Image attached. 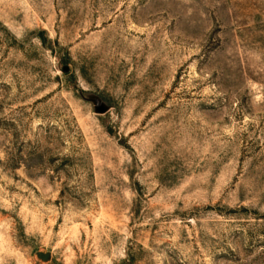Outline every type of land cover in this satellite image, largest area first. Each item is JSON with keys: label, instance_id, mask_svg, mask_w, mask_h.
Returning a JSON list of instances; mask_svg holds the SVG:
<instances>
[{"label": "rangeland", "instance_id": "rangeland-1", "mask_svg": "<svg viewBox=\"0 0 264 264\" xmlns=\"http://www.w3.org/2000/svg\"><path fill=\"white\" fill-rule=\"evenodd\" d=\"M0 264H264V0H0Z\"/></svg>", "mask_w": 264, "mask_h": 264}, {"label": "water", "instance_id": "water-1", "mask_svg": "<svg viewBox=\"0 0 264 264\" xmlns=\"http://www.w3.org/2000/svg\"><path fill=\"white\" fill-rule=\"evenodd\" d=\"M65 71H67V68L65 69ZM40 259L47 261L49 259V255H45V254H39Z\"/></svg>", "mask_w": 264, "mask_h": 264}]
</instances>
